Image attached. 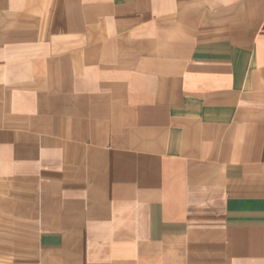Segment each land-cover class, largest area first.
Listing matches in <instances>:
<instances>
[{
	"label": "crops",
	"instance_id": "crops-1",
	"mask_svg": "<svg viewBox=\"0 0 264 264\" xmlns=\"http://www.w3.org/2000/svg\"><path fill=\"white\" fill-rule=\"evenodd\" d=\"M0 264H264V0H0Z\"/></svg>",
	"mask_w": 264,
	"mask_h": 264
}]
</instances>
